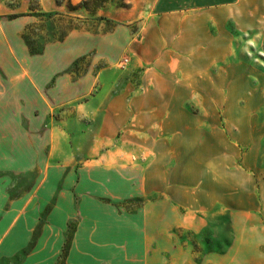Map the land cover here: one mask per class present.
I'll list each match as a JSON object with an SVG mask.
<instances>
[{"label":"rangeland","instance_id":"obj_1","mask_svg":"<svg viewBox=\"0 0 264 264\" xmlns=\"http://www.w3.org/2000/svg\"><path fill=\"white\" fill-rule=\"evenodd\" d=\"M256 2L0 0V230L22 203L33 220L14 263L57 198L91 199L101 229L118 215L119 228L149 230L159 202L161 228L169 214L198 229L207 259L231 229L264 231Z\"/></svg>","mask_w":264,"mask_h":264},{"label":"crops","instance_id":"obj_2","mask_svg":"<svg viewBox=\"0 0 264 264\" xmlns=\"http://www.w3.org/2000/svg\"><path fill=\"white\" fill-rule=\"evenodd\" d=\"M256 3L264 10V0H257ZM168 14L174 15L176 12ZM172 59L177 61V55H173ZM45 180L43 178L41 184H45ZM50 181L53 186L55 181ZM85 202L91 204L92 201L86 198L76 205L73 202L64 205L57 198L32 248L22 254L16 263L13 258L23 253L29 245L30 223L33 220L24 207L26 203H22V208L16 211L13 208L7 210L4 219L11 220L4 230H0V264H264V231L255 232L251 229L252 225L246 224L240 230L231 229L220 236L221 239L224 237L229 240L225 241L223 247L215 241L214 250L207 259L205 247L199 240L198 245H195L191 239L200 238L201 232L198 229H174L169 214H166V224L161 228L158 223L163 221L157 213L159 202H151L149 205V230L119 228L118 215L115 217L114 228H98L110 221H97L95 216L102 215V209H96L95 213L93 209L85 208ZM185 215H182L183 221L188 213ZM73 216H78L79 220L61 261L66 241L65 228ZM138 216L140 212L134 214L135 219ZM258 225L255 222V226Z\"/></svg>","mask_w":264,"mask_h":264}]
</instances>
